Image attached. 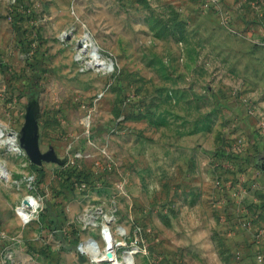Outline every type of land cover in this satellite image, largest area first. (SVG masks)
Segmentation results:
<instances>
[{
	"label": "rangeland",
	"instance_id": "rangeland-1",
	"mask_svg": "<svg viewBox=\"0 0 264 264\" xmlns=\"http://www.w3.org/2000/svg\"><path fill=\"white\" fill-rule=\"evenodd\" d=\"M0 131L9 264H56L106 220L144 240L135 264H264L241 175L264 153V0H0ZM31 195L51 222L22 223Z\"/></svg>",
	"mask_w": 264,
	"mask_h": 264
},
{
	"label": "built area",
	"instance_id": "built-area-1",
	"mask_svg": "<svg viewBox=\"0 0 264 264\" xmlns=\"http://www.w3.org/2000/svg\"><path fill=\"white\" fill-rule=\"evenodd\" d=\"M81 186L84 188L85 185L82 184ZM15 212L24 224L35 220L39 221L45 214L41 198L34 195L24 197L16 207ZM116 235L121 236V243L119 245H110L104 250L102 247L103 242L108 246ZM8 241L9 235L5 231L0 230V243L6 245ZM146 250L147 247L144 240L138 234L127 238L123 229L119 228L113 231L107 220L101 226L100 239L90 237L79 242L76 247L77 253L81 257L86 258L90 264H135V255L144 253ZM107 253H110V257L107 256ZM10 260V253L4 247L0 252V261H2V264H9Z\"/></svg>",
	"mask_w": 264,
	"mask_h": 264
},
{
	"label": "crops",
	"instance_id": "crops-1",
	"mask_svg": "<svg viewBox=\"0 0 264 264\" xmlns=\"http://www.w3.org/2000/svg\"><path fill=\"white\" fill-rule=\"evenodd\" d=\"M249 163L252 169H243V172H241V175H243V177L245 178V183H243L242 187L245 189L246 186L250 185L253 186V189L249 188L251 191L259 190L264 192V153L258 154V156L255 157V159L253 158ZM249 189L247 188V191ZM66 239L67 241H65L67 243V248L64 246L63 252L61 253L58 261H56V264H75V262H80L81 259H83V257H81L76 251L77 244L73 245V243H76L74 235L68 233ZM77 243H79V241ZM52 247H54V244H49L47 249L52 250ZM72 247H74L75 249L73 250Z\"/></svg>",
	"mask_w": 264,
	"mask_h": 264
},
{
	"label": "water",
	"instance_id": "water-1",
	"mask_svg": "<svg viewBox=\"0 0 264 264\" xmlns=\"http://www.w3.org/2000/svg\"><path fill=\"white\" fill-rule=\"evenodd\" d=\"M23 134L24 136L20 139V145L25 149L31 162L40 164L41 161L47 160V154H41L38 150L36 124L31 117L26 118ZM107 256L110 257V253H107Z\"/></svg>",
	"mask_w": 264,
	"mask_h": 264
},
{
	"label": "bare ground",
	"instance_id": "bare-ground-1",
	"mask_svg": "<svg viewBox=\"0 0 264 264\" xmlns=\"http://www.w3.org/2000/svg\"><path fill=\"white\" fill-rule=\"evenodd\" d=\"M90 56H91V58L94 60V61H97L98 59V54H97V52H96V50H95V48H93L92 47V50L90 51ZM101 64L102 65H104L103 66V68H105V65L106 64H103V62H101ZM108 66H110V64L108 65ZM111 67V66H110ZM3 136H2V133H1V131H0V142L1 143H5V144H7V145H9V147H10V149L12 150V151H18V148H17V145H16V143H15V140H13V138H10L9 136L6 138V139H1ZM5 174V169H4V166L0 163V177H2L3 175ZM24 199V198H23ZM22 199V200H23ZM27 201H28V198H27ZM115 241V242H114ZM110 245H119V242L117 241V240H114V238H112V243H110L108 246H107V244H105L104 242H103V249L105 250L107 247H110ZM128 262H129V260H128Z\"/></svg>",
	"mask_w": 264,
	"mask_h": 264
},
{
	"label": "trees",
	"instance_id": "trees-1",
	"mask_svg": "<svg viewBox=\"0 0 264 264\" xmlns=\"http://www.w3.org/2000/svg\"><path fill=\"white\" fill-rule=\"evenodd\" d=\"M48 215L46 214V212H45V214L41 217V219L39 220V222L40 223H49V222H51V218L50 217H47Z\"/></svg>",
	"mask_w": 264,
	"mask_h": 264
}]
</instances>
